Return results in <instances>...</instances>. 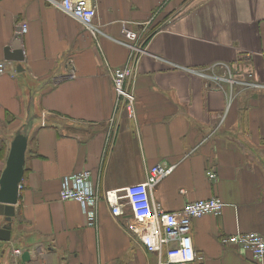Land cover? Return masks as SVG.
Returning a JSON list of instances; mask_svg holds the SVG:
<instances>
[{"label": "crops", "instance_id": "crops-1", "mask_svg": "<svg viewBox=\"0 0 264 264\" xmlns=\"http://www.w3.org/2000/svg\"><path fill=\"white\" fill-rule=\"evenodd\" d=\"M93 1L97 38L49 0H0V60L15 43L25 57L0 75V147L8 149L1 172L14 138L28 140L0 264H158L129 231V206L114 216L102 199L96 227L78 201L60 198L82 171L103 189L124 190L157 164L175 166L153 189L164 209L224 202L220 216L192 222L199 264H264L221 241L264 234V87L242 84L264 85V0ZM128 44L147 50L129 80L136 117L117 105L109 71L126 63Z\"/></svg>", "mask_w": 264, "mask_h": 264}, {"label": "built area", "instance_id": "built-area-1", "mask_svg": "<svg viewBox=\"0 0 264 264\" xmlns=\"http://www.w3.org/2000/svg\"><path fill=\"white\" fill-rule=\"evenodd\" d=\"M49 1L83 24L94 38L101 33L100 27L95 22L97 4L93 0ZM27 32L28 23L22 22L16 29L15 39L23 41ZM128 45L132 51L126 63L119 67L110 66L109 71L117 95V105L123 104L129 115L136 117V96L129 85V80L135 76L140 58L147 53V50L133 44ZM8 62V60H0V75L5 73ZM189 71L196 72L204 78L216 79L214 74H208L205 71L198 69ZM228 79L232 80L230 77ZM242 84L264 87L263 84L253 82H242ZM224 116H221L222 119ZM111 133L109 136L112 135ZM174 167L157 164L148 169L147 179L144 182L131 184L124 190L103 189L93 182L91 171H82L66 181L60 192V198L78 201L89 219V224L96 227L98 226V206L102 199L110 206L114 216L122 215L123 207L129 206L132 212L129 231L137 235L148 253L158 256V264H199L201 257L195 251L192 222L204 215L220 216L224 210V202L221 198L211 197L190 201L180 211L164 209L162 204L155 199L153 189L172 173ZM216 168L214 166L208 172L211 179H216ZM121 191L124 193L119 194ZM221 241L225 245L250 252L257 260L264 259V234L261 232H241L224 237ZM14 253L21 256L23 252L21 249H15Z\"/></svg>", "mask_w": 264, "mask_h": 264}, {"label": "water", "instance_id": "water-1", "mask_svg": "<svg viewBox=\"0 0 264 264\" xmlns=\"http://www.w3.org/2000/svg\"><path fill=\"white\" fill-rule=\"evenodd\" d=\"M23 49L15 43L6 47L5 59L23 61ZM27 137L19 133L13 140L6 160V165L0 175V215L4 216L5 224L0 228V240L9 241L11 238L12 220L16 214V205L20 198L21 181L25 172ZM21 258L30 260L31 254L25 250Z\"/></svg>", "mask_w": 264, "mask_h": 264}, {"label": "trees", "instance_id": "trees-1", "mask_svg": "<svg viewBox=\"0 0 264 264\" xmlns=\"http://www.w3.org/2000/svg\"><path fill=\"white\" fill-rule=\"evenodd\" d=\"M7 151H8L7 146L6 145H2L0 147V158L5 159V157L7 155ZM1 173L2 172L0 171V175H1Z\"/></svg>", "mask_w": 264, "mask_h": 264}]
</instances>
